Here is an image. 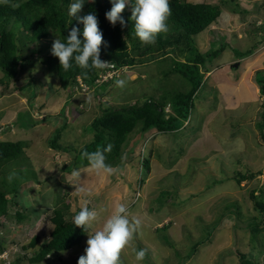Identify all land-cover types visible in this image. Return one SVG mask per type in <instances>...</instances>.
<instances>
[{"label":"rangeland","instance_id":"rangeland-1","mask_svg":"<svg viewBox=\"0 0 264 264\" xmlns=\"http://www.w3.org/2000/svg\"><path fill=\"white\" fill-rule=\"evenodd\" d=\"M185 1L221 9L212 28L192 37L196 51L212 50L217 57L207 64L210 72L204 74L192 100L188 121L170 133L151 130L141 135L134 130L123 148L125 164L117 174L104 178L90 167L80 170L78 183L85 194L74 191L65 166L71 164V151L80 150L91 139L88 127L106 105L141 104L149 96L157 99L159 91H187L189 86L180 75H169V64L161 59L122 68L100 90L101 97L94 96L96 90L90 91L91 101L85 97L87 104L76 105L72 98H85L61 89L51 70L43 72L41 60L51 54L52 39L40 44L45 50L25 49V54H32L34 82L19 76L8 87L0 85V140L28 142L24 155L29 163L20 171L28 181L14 196L18 207L0 217V264H29L33 250L24 247L36 236L40 242L48 240L52 209L68 205L73 214L85 198L89 208L98 211L99 220L86 230L80 247L49 254L41 264H77L88 235L102 226L116 202L127 206L130 219L142 220L141 230L121 254L123 264H237L233 249L252 264H264V226L234 227L236 219L244 223L264 216L251 199L252 194L264 202V133L260 129L264 94L257 81L264 75V0ZM236 62L238 68L231 67ZM221 68L226 71L215 72ZM118 80L125 81L123 88L117 87ZM68 97L72 100L66 101ZM165 112L171 113L169 107ZM27 124L32 127L25 128ZM145 159L148 162L143 163ZM17 168L14 161L8 166ZM248 174L251 177L237 182ZM19 207L27 216L21 221L14 215ZM200 240L205 241L194 249ZM133 249L146 250L142 262L136 261Z\"/></svg>","mask_w":264,"mask_h":264},{"label":"trees","instance_id":"trees-1","mask_svg":"<svg viewBox=\"0 0 264 264\" xmlns=\"http://www.w3.org/2000/svg\"><path fill=\"white\" fill-rule=\"evenodd\" d=\"M169 2L171 6V16L167 22L169 30L167 33L158 34L156 42L149 45L141 43L135 36L130 6L134 0H130V5L126 6L128 11L121 13L125 20L123 27L119 23L115 26L111 25L105 17V13L112 7L111 0H97L95 3L85 2L78 16L82 17L89 12L96 14L104 41L100 48L102 61H108L113 67L121 70L164 59L169 64L168 74L180 75L187 82L189 88L187 91L172 92L168 90L164 93L159 91L161 95L157 99L149 96L141 104L137 101L131 106L113 108L105 104L106 107L102 115L94 118L88 127L91 139L80 150L71 151L73 157L71 164L65 166L66 173H71L74 169L80 170L89 167L87 159L82 158V153L95 151L108 144L112 145V150L105 153L106 163L121 169L125 164V160L122 159L123 148L129 134L134 130L138 129L141 135L151 130H155L157 133H170L178 131L188 121L193 106L192 100L196 98L203 82L204 75L200 67H203V71L207 72L206 61L210 62L213 57H217V52L212 50L206 52L205 55L199 54L193 46L192 37L214 23L218 19L221 9L218 5L206 2L200 4L188 3L185 0H169ZM11 3L18 4L19 7L14 8ZM11 3L9 5L0 4V72L2 74L0 85L4 87H8L10 81L16 80L19 76H27L33 81L31 74L35 66L32 64L31 52L25 54L26 48L34 46L36 50L33 52H39L47 48L40 46L48 38L52 41L60 39L61 42H65L72 27L79 28L81 33L83 30V25L68 14L71 0H11ZM29 61L31 64L25 70ZM71 63L72 67L65 71L60 66L58 58L52 53L41 60V64L44 65L43 72H49L46 70L54 72L56 81L63 90L68 87L73 90L77 86V78L91 89L95 86L100 75L106 71V68L82 69L76 65L74 60ZM114 80L115 78L97 84L94 88V91L96 90L94 96L101 97L100 90ZM257 81L260 82V93L264 94V75L262 80ZM33 97L31 95L29 99ZM78 103L87 104V99L73 100V104L77 105ZM166 107H169L170 114L165 112ZM261 120L263 125L257 124V127L259 125L264 133V110L261 112ZM31 127L32 124H27L25 128ZM27 144L28 142L0 140V217L9 215V210L12 207H18L13 202L14 196L20 186L28 181L23 178V173L20 172L29 164L24 155ZM12 161L16 162L17 170L8 169ZM146 161L147 159L143 163ZM13 172L16 173V176L9 182L7 177ZM248 177H251V174L240 177L237 182L246 180ZM251 199L255 202L256 209L262 214L264 202L256 201L252 194ZM22 210L19 207L14 213L19 221L27 217L24 215L26 211ZM79 210L69 214L68 205L55 206L52 209L49 223L53 228L48 240L40 242L36 236L24 247V249L33 250L32 257L27 259L29 264H41L49 254L64 252L82 245L86 230L76 227L73 223V217ZM262 226H264V216L260 220L257 218L247 219L244 223L236 219L234 224V227L238 229H248L249 227L259 229ZM214 228L215 226H213ZM205 240H200L195 244L194 249L203 244ZM232 251L236 254L237 264H252L244 254L236 249ZM186 260H189V257Z\"/></svg>","mask_w":264,"mask_h":264},{"label":"clouds","instance_id":"clouds-1","mask_svg":"<svg viewBox=\"0 0 264 264\" xmlns=\"http://www.w3.org/2000/svg\"><path fill=\"white\" fill-rule=\"evenodd\" d=\"M90 2H94V0H90ZM111 2L112 7L105 13V17L111 25L115 26L119 23L123 27L125 25V20L121 16V13L125 10L126 6L130 5V0H111ZM10 3L11 0H0V4L9 5ZM84 4L85 0H73L68 8L69 16L75 17L77 22L83 25L82 33L79 28L72 27L65 42H61L60 39H55L52 44L51 53L58 58L60 66L65 71L72 67L71 62L73 60L76 65L82 69H104L110 66V62L100 59V48L104 41L96 14L94 12H89L82 17L78 16ZM11 6L14 8L19 7L18 4L14 3H11ZM130 6L131 20L134 21L135 36L141 43L146 45L154 44L158 34L168 32L169 28L167 22L171 16L169 0H134V3ZM215 22L212 24H215ZM212 24L209 25L208 28H212ZM197 51L201 55H205L206 52L208 53L207 49L204 52H200L199 49ZM213 59H211V61ZM210 62L206 61V68L207 64ZM235 64H238V62ZM232 65L234 64H231V66ZM236 68H238V66ZM201 72L204 75L209 73L210 69H208L207 72ZM78 79L79 78L76 79L77 86L74 87L73 90H71L70 87L65 90L70 94L75 92L84 98L88 96L90 91H94L95 86L99 84L95 82V86L90 89L79 79L80 82L89 89V92L85 96L79 91ZM124 86V80L117 81V87L123 88ZM71 98L72 97H68L66 101L76 99ZM87 99L91 101L92 98L89 96ZM80 105L85 104L83 103ZM32 118L34 119V116ZM48 118L50 119L48 116L46 120ZM111 150L112 145L108 144L106 147L97 148V150L92 152L84 151L82 153V158L87 159L90 170L94 171L98 176L110 178L120 171L118 167H113L106 163L105 153ZM122 159H126V155L123 156ZM15 176L16 173H11L7 177L8 181L11 182ZM80 176L81 172L78 169H74L71 172V179L75 188L74 191L77 194H85L86 189L78 183L80 181ZM26 199L31 203V197H27ZM88 205L89 201L86 198L82 199L80 210L73 217L74 225L84 230L91 228L93 224L99 220L98 211L90 209ZM141 227L142 220L137 217L130 219L127 206L122 202H116L111 213L104 219L102 226L91 235H88L86 241L87 247L84 249V254L78 258L77 264H123L121 254L126 248L131 246L135 236L141 230ZM133 251H135V259L137 262H142L145 259L147 254L145 249H140L138 251L133 249Z\"/></svg>","mask_w":264,"mask_h":264},{"label":"built area","instance_id":"built-area-1","mask_svg":"<svg viewBox=\"0 0 264 264\" xmlns=\"http://www.w3.org/2000/svg\"><path fill=\"white\" fill-rule=\"evenodd\" d=\"M119 72V69L113 67V65L110 64L109 67H106V71L104 72V74L100 75L97 83L101 84L103 82H107L108 80H111L113 78H115L117 76V73ZM78 88L79 91L83 94H87L89 92L88 87H86L85 85H83L80 80L78 79Z\"/></svg>","mask_w":264,"mask_h":264},{"label":"crops","instance_id":"crops-1","mask_svg":"<svg viewBox=\"0 0 264 264\" xmlns=\"http://www.w3.org/2000/svg\"><path fill=\"white\" fill-rule=\"evenodd\" d=\"M209 28H211V27H209ZM226 71V68H223V70H222V68L221 69H219V70H216L215 72H217V73H222V72H225ZM218 76H219V74H218ZM217 76V77H218ZM224 79V77L223 76H219V79ZM227 79H229V77H227ZM226 82H227V80H226ZM249 88H250V86H248ZM254 99V96H252V97H250V99H249V101H252ZM85 168H89V167H85ZM85 168H82V169H85ZM79 170V169H78ZM81 170V169H80ZM69 175L71 174V173H68Z\"/></svg>","mask_w":264,"mask_h":264},{"label":"water","instance_id":"water-1","mask_svg":"<svg viewBox=\"0 0 264 264\" xmlns=\"http://www.w3.org/2000/svg\"><path fill=\"white\" fill-rule=\"evenodd\" d=\"M237 66H238V64H234L231 67L236 68Z\"/></svg>","mask_w":264,"mask_h":264}]
</instances>
